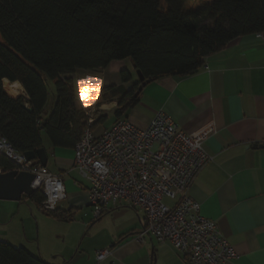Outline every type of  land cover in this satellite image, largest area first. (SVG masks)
<instances>
[{"label": "trees", "instance_id": "obj_1", "mask_svg": "<svg viewBox=\"0 0 264 264\" xmlns=\"http://www.w3.org/2000/svg\"><path fill=\"white\" fill-rule=\"evenodd\" d=\"M196 1L0 0V135L23 155L43 148V133L53 148L74 150L89 123L87 112L74 106L71 76L78 71L131 60L145 81L187 77L233 40L264 33V0H213L208 8L186 12V5ZM207 18L214 27L201 32L199 25ZM120 77L123 84L133 80L127 70ZM47 80L57 100L45 118ZM8 81L22 86L27 98L9 96ZM141 86L138 81L130 90L106 87L101 104L116 102L114 117L126 120L140 103ZM105 119L100 117L97 125ZM0 159L2 172L15 170L12 160ZM24 198L45 212L41 193ZM45 213L59 222L75 216L74 210ZM0 264L51 263L0 241Z\"/></svg>", "mask_w": 264, "mask_h": 264}, {"label": "crops", "instance_id": "obj_2", "mask_svg": "<svg viewBox=\"0 0 264 264\" xmlns=\"http://www.w3.org/2000/svg\"><path fill=\"white\" fill-rule=\"evenodd\" d=\"M129 65L128 60L118 61L106 69L78 71L71 76L75 79L82 73L85 77L82 80L100 83L98 94L91 101L86 91H81L80 98L76 90L74 93V106L87 112L89 121L94 122L92 131L96 136L117 121L114 117L117 103L101 104L100 92L111 86L130 90L139 81L134 78L133 64L132 70ZM123 70L132 75L131 83L123 84L120 77ZM8 83L5 85L8 95L9 90L16 94L9 96L26 97L22 86ZM49 100L48 95L47 106ZM98 104L101 107L97 108ZM47 106L45 118L51 114ZM160 112L192 138L207 134L203 146L212 160L196 176L189 195L200 204L201 215L214 221L233 247L236 257L228 264H264V147H253L264 146V38L249 35L233 40L222 51L208 57L196 75L151 82L142 90L138 106L125 117L144 130ZM100 117L109 120L108 124L103 121L97 125ZM44 136L43 133L42 145L48 154L46 170L64 178L65 201L69 202V208L59 205L58 210L76 213L79 207H88L89 184L74 169L75 149H55ZM25 201L41 211L30 199ZM107 215L112 228L106 238L97 240L96 250L77 247L69 255L54 253V263L46 261L49 259L45 255L40 258L51 264H187L168 242H158L150 235H144L143 243L137 242L145 222L135 210L110 205L103 217ZM22 230L25 232V227ZM106 249L112 254L98 261L97 253Z\"/></svg>", "mask_w": 264, "mask_h": 264}, {"label": "built area", "instance_id": "obj_3", "mask_svg": "<svg viewBox=\"0 0 264 264\" xmlns=\"http://www.w3.org/2000/svg\"><path fill=\"white\" fill-rule=\"evenodd\" d=\"M264 38V33L256 35ZM141 130L127 120L116 121L96 136L88 123L75 147L74 169L89 184L88 202L95 220L110 205L137 212L145 222L144 235L170 243L187 264H228L236 253L214 221L200 213V204L189 195L196 176L212 160L204 151L207 134L192 138L164 112ZM12 160L15 171L35 175L33 188L41 193L45 212H55L67 199L64 178L41 163L27 161L0 135V158ZM1 160V159H0ZM112 251H99L97 260Z\"/></svg>", "mask_w": 264, "mask_h": 264}, {"label": "rangeland", "instance_id": "obj_4", "mask_svg": "<svg viewBox=\"0 0 264 264\" xmlns=\"http://www.w3.org/2000/svg\"><path fill=\"white\" fill-rule=\"evenodd\" d=\"M212 2L213 0L190 2L186 5L185 11L205 9L211 6ZM162 7L165 9L164 3ZM213 25L214 22L207 18L200 23L199 28L203 32L207 28L214 27ZM128 62L131 69V60H128ZM136 72L134 78L138 80ZM82 78L84 79L85 77L82 73H79L72 80L76 94L80 98L81 91H86L85 93H87L88 99L91 101L98 94L100 83L98 81H90V79L82 80ZM46 82L48 95L50 96L47 111L51 113L57 100V93L54 84L49 80ZM10 94L11 96L16 95L9 90ZM108 122L109 120H106L105 124H108ZM43 139L49 142L46 136ZM50 169H52L51 165L49 166ZM2 171L0 169V172ZM25 200L26 198L21 201L23 203L0 200V241L7 242L15 248L22 247L38 257L45 255L49 259L46 261L51 263H54V253L64 252L69 255L71 252L75 253L77 247H84L86 251L96 250L99 246L97 240L100 241V238H106L109 235V229L112 228L113 223L107 218L108 215L102 217L101 221L95 220L94 210L90 206L79 207L76 210L73 222L64 223L58 222L49 214L37 210L34 205L26 203L27 201ZM68 206L69 202L65 201L59 207L67 209L69 208ZM37 214H40V216L38 217ZM22 226L25 227V232L22 230Z\"/></svg>", "mask_w": 264, "mask_h": 264}, {"label": "water", "instance_id": "obj_5", "mask_svg": "<svg viewBox=\"0 0 264 264\" xmlns=\"http://www.w3.org/2000/svg\"><path fill=\"white\" fill-rule=\"evenodd\" d=\"M137 76L139 82L142 83V86L138 91L142 92L144 87L151 83V81H145V78L140 71H137ZM29 112H32L30 108L24 106ZM254 148L260 147L262 145H254ZM24 158L27 161H38L44 168H47L48 165V154L45 148H41L36 153L29 152L24 154ZM35 181V175L28 172H18L13 170L12 172H0V200L1 201H10V202H21L22 199L26 196L28 198L32 197L36 193L33 188V183Z\"/></svg>", "mask_w": 264, "mask_h": 264}]
</instances>
